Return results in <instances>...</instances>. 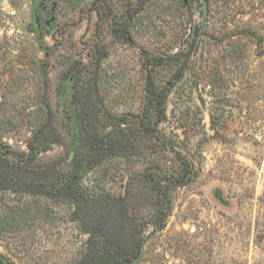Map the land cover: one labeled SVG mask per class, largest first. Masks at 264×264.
I'll return each instance as SVG.
<instances>
[{"label": "rangeland", "instance_id": "rangeland-1", "mask_svg": "<svg viewBox=\"0 0 264 264\" xmlns=\"http://www.w3.org/2000/svg\"><path fill=\"white\" fill-rule=\"evenodd\" d=\"M32 4L0 0V144L8 158L29 154L49 106L61 143L36 153L52 163L39 171H69L78 87L77 110L96 109L98 131L116 141L78 177L77 189L94 201L91 228L101 225L107 198L128 192L129 242L143 224L136 264H264V0H207L206 16L201 0H46L38 30ZM148 72L157 90H169L160 122L151 110L158 139L141 126ZM168 146L186 157L189 173L166 190L158 229L155 186L180 170ZM42 176L29 191H0V256L78 264L88 233L73 205L47 195ZM122 219L119 206L108 229L121 230Z\"/></svg>", "mask_w": 264, "mask_h": 264}, {"label": "trees", "instance_id": "trees-1", "mask_svg": "<svg viewBox=\"0 0 264 264\" xmlns=\"http://www.w3.org/2000/svg\"><path fill=\"white\" fill-rule=\"evenodd\" d=\"M46 0H33V29H41L43 24L40 21L42 15L41 9ZM102 57L106 56L105 52ZM99 61V58L97 62ZM181 66L176 76L177 79L182 76ZM181 71V73H180ZM65 81L62 86H59V93L61 99L66 98ZM172 83V82H171ZM77 87V86H73ZM147 91L149 98L147 105L143 110L141 126L142 129L150 136L158 139L152 126H151V110L155 111L157 117L156 123L160 122L164 117V103L168 95V88L157 90L153 85L151 73H147ZM79 89H75L72 96V104L75 106L71 132L69 138L68 159L69 171L67 173L52 172V175L42 176L39 168L48 167L52 165L46 163H39L36 161V153L46 151L51 145L61 143V136L56 131L53 122V114L51 108H46V120L41 127L34 133L31 140L27 143L28 155H19L18 160L13 162L8 157L7 150L0 144V191H14L18 188L29 191L36 183V176H42V186L46 188L47 195L54 196L56 199H64L68 204L74 206L73 216L80 223L82 229L88 233V241L86 244L85 252L78 264H120L125 260H130L137 257L140 253L143 240L141 233L143 231V224H138L137 234L131 242L127 240V233L123 232L126 228L125 225L128 221L127 200L128 192L123 197L107 198L103 208V214L99 217L101 225L91 228L88 214L86 213L89 206L94 202L87 197H83L77 189V181L80 174L87 168L98 165L103 161V154L111 151L116 146V141L111 132L105 134L98 131V111L95 109L92 113L87 111H78L77 104L79 103ZM99 97L98 95H96ZM91 104L88 100L84 99V107L90 108ZM85 110V108H84ZM168 149L177 160L179 164V172L176 176L171 177L165 184H156V201L160 205L158 214L155 216L154 225L156 228L163 227L165 218L167 216V201L165 192L171 184L182 183L186 181L185 176L189 173V162L173 146L165 147ZM82 170V171H80ZM50 193V194H49ZM122 207L121 226L118 231L113 230V222L111 221L112 213L117 207ZM133 224V223H132ZM111 226V230L108 228ZM137 226V225H136ZM0 264H14L13 262L0 256Z\"/></svg>", "mask_w": 264, "mask_h": 264}, {"label": "water", "instance_id": "water-1", "mask_svg": "<svg viewBox=\"0 0 264 264\" xmlns=\"http://www.w3.org/2000/svg\"><path fill=\"white\" fill-rule=\"evenodd\" d=\"M96 1H101V0H96ZM201 6H202L203 15L206 16L207 6H208L207 0H201ZM52 20H53V17H50L48 20V23ZM142 253H143V246L141 247L140 253L137 257L130 259V260H125V261L121 262L120 264H136L141 259Z\"/></svg>", "mask_w": 264, "mask_h": 264}]
</instances>
